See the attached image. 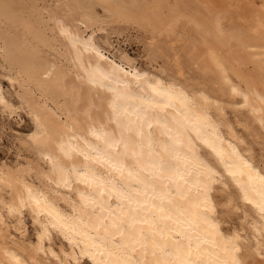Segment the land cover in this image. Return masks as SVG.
Segmentation results:
<instances>
[{
  "label": "bare ground",
  "instance_id": "bare-ground-1",
  "mask_svg": "<svg viewBox=\"0 0 264 264\" xmlns=\"http://www.w3.org/2000/svg\"><path fill=\"white\" fill-rule=\"evenodd\" d=\"M132 29L177 69L119 58ZM0 68V110L30 120L0 162V264H264L243 132L264 137V0H0Z\"/></svg>",
  "mask_w": 264,
  "mask_h": 264
},
{
  "label": "rangeland",
  "instance_id": "rangeland-1",
  "mask_svg": "<svg viewBox=\"0 0 264 264\" xmlns=\"http://www.w3.org/2000/svg\"><path fill=\"white\" fill-rule=\"evenodd\" d=\"M117 25V24H116ZM124 24L121 28L125 27ZM112 23L108 26L109 35L114 36L112 39H115V35L118 33L119 29L111 28ZM120 27V26H119ZM178 30L184 29L188 32V35L181 36L179 34H173L174 39H184L189 41L192 37L193 30L188 24H181V26L176 27ZM127 32V31H125ZM131 35L126 41L123 37L120 39V44L116 46L113 50L119 58L124 59L128 62H136L138 66L145 68L157 69L165 68L167 71L176 70V54L174 49L171 47V40H164L165 37L161 34L158 36V47H150L146 41L150 39L147 35H136V31L132 29ZM100 40L106 39L105 30H98L97 32ZM184 61L185 67H188L194 76L200 75V72L197 70V67L194 65H186V60ZM1 70V68H0ZM6 80V79H5ZM5 86L10 88L8 80L4 82ZM30 120L26 114L21 116L17 115H7L0 110V162L7 161L13 163L17 160L16 149L14 147L15 136L18 132L26 131L27 126L29 125ZM244 135L249 142L255 147V152L258 157H264V137L261 135L260 130L256 127L252 129H244ZM220 195V193H219ZM237 215L231 213V217H228L232 222L237 220ZM12 232L17 234L20 238H25L28 235L23 230H15L11 228ZM54 240L56 241V248L58 249L62 244L58 236L55 235ZM49 263L51 261L49 260ZM80 264H92L90 260L84 259Z\"/></svg>",
  "mask_w": 264,
  "mask_h": 264
}]
</instances>
